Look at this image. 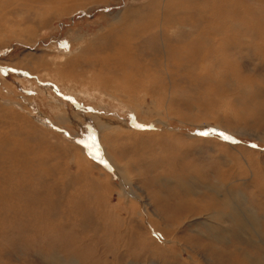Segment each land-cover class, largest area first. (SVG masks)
<instances>
[{
	"label": "rangeland",
	"instance_id": "1",
	"mask_svg": "<svg viewBox=\"0 0 264 264\" xmlns=\"http://www.w3.org/2000/svg\"><path fill=\"white\" fill-rule=\"evenodd\" d=\"M0 264H264V0H0Z\"/></svg>",
	"mask_w": 264,
	"mask_h": 264
},
{
	"label": "bare ground",
	"instance_id": "2",
	"mask_svg": "<svg viewBox=\"0 0 264 264\" xmlns=\"http://www.w3.org/2000/svg\"><path fill=\"white\" fill-rule=\"evenodd\" d=\"M101 93H102V94H105V92H101ZM104 96H105V95H104ZM108 96H109V95H108ZM6 104L10 106L11 102H7ZM11 105H12V104H11ZM63 114H64V113H63ZM57 117H58V113H57ZM57 117H56V118H57ZM69 117H70V116H69ZM64 119H67V117H64V118L62 117V120H64ZM69 120H70V119H69ZM77 122H78V121H77ZM79 122H80V121H79ZM120 123H121V122H120ZM106 124H107V123H106ZM100 126H101V125H100ZM106 128H107V127H106ZM101 153H102V152H101ZM104 159H105V158H104ZM111 159H112V158H111ZM112 167H113V166H112ZM116 171H117V170H116ZM192 183H193V182H192ZM185 186H186V185H185ZM196 186H197V185H196ZM219 189H220V188H219ZM211 190H212V189H211ZM120 192H121V191H120ZM226 192H227V191H226ZM123 194H124V192H123ZM227 194H228V193H227ZM223 195H224V194H223ZM232 195H233V194H232ZM217 196H218V195H217ZM220 196H221V195H220ZM220 196H219V197H220ZM224 197H225V196H224ZM231 197H232V196H231ZM226 198H227V197H226ZM220 199H221V198H220ZM229 199H230V198H229ZM229 199H228V200H229ZM224 200H227V199H224ZM192 205H193V204H192ZM188 207H189V206H188ZM190 207H191V206H190ZM197 207H198V206H197ZM191 209H192V208H191ZM201 212H202V211H201ZM242 216H243V215H242ZM243 217H244V216H243ZM244 218H245V217H244ZM239 221H240V220H239ZM232 223H233V222H232ZM215 233H216V232H215ZM213 235H214V234H213ZM238 238H239V237H238ZM167 241H168V240H167ZM228 258H229V257H228ZM229 262H230V261H229Z\"/></svg>",
	"mask_w": 264,
	"mask_h": 264
},
{
	"label": "snow or ice",
	"instance_id": "3",
	"mask_svg": "<svg viewBox=\"0 0 264 264\" xmlns=\"http://www.w3.org/2000/svg\"><path fill=\"white\" fill-rule=\"evenodd\" d=\"M204 135H207V133H204ZM222 135V134H221Z\"/></svg>",
	"mask_w": 264,
	"mask_h": 264
}]
</instances>
